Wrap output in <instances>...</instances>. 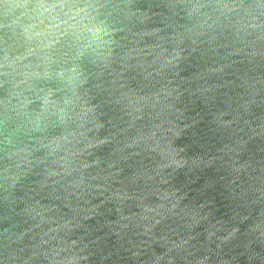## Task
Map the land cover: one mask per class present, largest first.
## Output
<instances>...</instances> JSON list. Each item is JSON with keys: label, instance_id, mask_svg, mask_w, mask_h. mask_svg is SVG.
Wrapping results in <instances>:
<instances>
[{"label": "water", "instance_id": "95a60500", "mask_svg": "<svg viewBox=\"0 0 264 264\" xmlns=\"http://www.w3.org/2000/svg\"><path fill=\"white\" fill-rule=\"evenodd\" d=\"M48 3L103 5L109 61L44 47ZM73 66L95 125L54 150L23 113ZM0 264H264V0H0Z\"/></svg>", "mask_w": 264, "mask_h": 264}, {"label": "clouds", "instance_id": "9594fccd", "mask_svg": "<svg viewBox=\"0 0 264 264\" xmlns=\"http://www.w3.org/2000/svg\"><path fill=\"white\" fill-rule=\"evenodd\" d=\"M37 7L41 9V16L59 20L54 30L37 33L38 36L45 38L44 47L50 48L60 36L66 35L71 37L73 44L77 47L78 55L90 51L98 61L105 64L109 61L112 56L111 32L96 16L97 9L103 5L48 3ZM57 76L65 81L71 97L65 98L63 103H60L52 98L53 94L49 91L42 98L43 107L39 113L33 115L24 112L23 115L31 126V130L41 133L47 131L52 117H56L59 124L65 128L75 124L76 127L68 131L66 135L49 140V146H53L54 150H61L67 145L80 143L82 138H86V132L92 131L89 125L94 126L95 122L92 117L93 108L86 106L79 92L86 84L87 76L75 66L67 70V75L60 72ZM21 107H26V101L21 104Z\"/></svg>", "mask_w": 264, "mask_h": 264}]
</instances>
